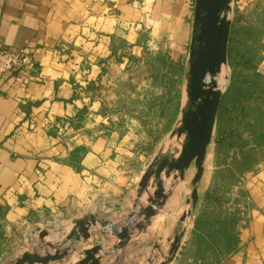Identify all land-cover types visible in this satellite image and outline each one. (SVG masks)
<instances>
[{"label":"crops","instance_id":"crops-1","mask_svg":"<svg viewBox=\"0 0 264 264\" xmlns=\"http://www.w3.org/2000/svg\"><path fill=\"white\" fill-rule=\"evenodd\" d=\"M249 1L264 5V0ZM194 3L0 0V46L30 50L35 64L28 86L22 87L15 74L1 85L0 264H11L28 251L33 228H54L41 245L45 256L50 252L47 244L61 245L57 236L61 229H67L68 235L76 221L90 215L118 225L119 230L125 227L142 176L158 154L155 150L152 157L145 151L144 129L138 121L113 113L115 101L108 91L132 78L126 73L130 56L143 60L141 71L148 52L169 48L177 57L188 53ZM259 71L264 75V60ZM188 172L184 180H174V173L165 181L164 208L149 225L144 218L132 221L146 232H131L124 249L114 253L119 240L97 224L89 231L91 238L78 243L72 257L58 264H77L84 251L100 244L104 252L96 259L101 264L120 261L137 243L153 256L162 217L178 216L170 225L175 236L184 229L180 219L188 210L184 205L189 206ZM155 190L153 178L135 213L148 207ZM234 192L245 193L247 218L237 251L220 264H264V163ZM198 212L170 264H192L191 258L181 262L180 254Z\"/></svg>","mask_w":264,"mask_h":264},{"label":"trees","instance_id":"trees-1","mask_svg":"<svg viewBox=\"0 0 264 264\" xmlns=\"http://www.w3.org/2000/svg\"><path fill=\"white\" fill-rule=\"evenodd\" d=\"M260 5L258 3L257 8ZM262 10L250 24L240 25L238 16L232 23L227 65L231 76L217 116L212 182L199 201L194 229L180 254L181 262L191 258L192 264H220L239 247L247 205L245 193L236 195L234 191L243 184L247 175L264 163V75L259 71L264 60V8ZM122 46L120 41V48ZM149 56L148 52L144 59L147 67L145 78L152 80V84L160 77L164 82L169 74L177 78L167 93L168 98H158V118L166 120L164 128L158 135L152 129L147 130L156 146L157 140L170 133L180 117L182 92L176 84L181 82L185 68L184 64L175 63L162 53ZM128 59L126 73L131 74L139 69L143 60L134 56ZM153 110L150 107L147 112L117 113L123 114V120L125 116L137 120L146 129L151 122L148 120L157 116ZM84 112L77 121L83 118ZM151 149L146 148L145 151L153 154L154 149ZM235 195L236 198L233 197Z\"/></svg>","mask_w":264,"mask_h":264},{"label":"water","instance_id":"water-1","mask_svg":"<svg viewBox=\"0 0 264 264\" xmlns=\"http://www.w3.org/2000/svg\"><path fill=\"white\" fill-rule=\"evenodd\" d=\"M232 3L233 0H195L188 57L189 68L186 75L187 103L181 109L180 124L172 133L178 138L184 137V143L178 155L159 154L153 159L142 176L134 210L127 217L125 227L119 230L118 225L101 221L97 216L90 215L74 223L73 230L62 243L63 248L49 243L46 247L53 250L54 253L48 252L45 256H41L26 252L13 264L62 263L71 258L72 254L77 251L78 243L82 240L86 242L91 238L89 231L92 226L97 224L102 229H109L111 235L119 240L118 245L113 249V252L117 253L128 246L131 240V232L136 229L140 232H146L142 224H132L134 219L144 218V223L149 225L150 220L164 208L168 200L165 181L169 180L174 173H177L173 177L174 180H184L187 172L194 165L197 171L192 181L194 188L191 194V209L183 214L180 222L184 224L192 216L199 203L198 185L203 179L204 164L209 148L213 144L217 116L222 96L226 91V89L223 91L217 89L215 79L228 65V48L232 27L229 13L232 9ZM153 178L156 181V190L153 197H149L147 200L148 207L139 213H135ZM50 230H54V228L37 229L41 244H44L46 238L49 237ZM184 235L185 230L182 228L172 242L169 256L160 264H170L176 258ZM158 248L156 246L155 250ZM103 252L101 244L86 250L82 253L83 259L77 264H101L100 259H96V256ZM148 264H153V262L149 261Z\"/></svg>","mask_w":264,"mask_h":264},{"label":"rangeland","instance_id":"rangeland-1","mask_svg":"<svg viewBox=\"0 0 264 264\" xmlns=\"http://www.w3.org/2000/svg\"><path fill=\"white\" fill-rule=\"evenodd\" d=\"M240 0H235L232 3V9L229 13V18L231 19L232 23L235 21V17L238 16L239 24L240 25H246L250 24L255 19H257L259 13L263 11L262 9L264 6L261 4L259 8H257L258 4L252 3L249 0H241V3L243 5L239 4ZM193 23V22H192ZM162 42V41H160ZM190 51V49H189ZM187 54L176 56L175 50L166 49L164 52H149L150 56L163 53L166 55L170 60L174 61L175 63H182L184 64L185 73L180 83H177L176 86L179 88L182 92V106H184V103L186 101V75L188 73V55ZM147 67L145 65V68L140 71L138 69L137 71L132 72V80H129V82L125 84H121L115 88H112L108 91L109 97L111 99H114L115 102L112 103V110L113 113H117L118 111H121V113L127 114V112L132 111V113H136L137 110L142 111H149L150 107H152L153 113H155L157 116L156 118L149 119L148 121H151L148 123V127L145 129L142 133L143 135V147L150 148L151 150L154 149V152L156 150L157 154H163L166 155L168 153L176 154L178 155L180 153L181 145H183L184 137L178 138L177 135H173V131L176 130L178 125L180 124V117L177 120L173 130L170 133L163 134L161 136V139L157 140L156 146L154 145V138L152 136H149L147 133V130L152 129L156 131V135L160 133V131L164 128L166 120L158 118L159 114V103H160V97L165 96L168 98V91L173 88L174 82L177 80V78H173L172 74L167 75V77L162 82V77L156 82L152 84V80H147L145 77L147 76ZM222 76L226 80V86L223 90L227 89L230 81L231 72L227 67H225L222 70V73L219 75ZM228 79V80H227ZM162 82V83H161ZM222 90V91H223ZM158 99V100H157ZM137 108V109H136ZM158 111V112H157ZM137 121V120H136ZM181 140V141H180ZM182 142V144H181ZM213 149H214V140L212 146L209 148L207 160L204 164V175L203 179L198 185L199 194L202 197L208 187L210 186L212 182V176L214 172V163H213ZM153 157V154L151 155ZM151 161V159H148ZM148 161V162H149ZM148 164V163H146ZM196 167L193 165L188 172V184L186 187V193L187 197L190 201L189 206L184 205V208L191 209V194L192 190L194 188L192 181L196 175ZM189 195V196H188ZM236 198V195L233 196ZM199 204V203H198ZM238 208V207H237ZM246 209V208H245ZM198 207L195 211H193L192 216L186 220L183 227L184 230L187 231L188 227L192 225V221L196 213L198 212ZM176 215V214H175ZM178 216H172L171 218L162 217L161 221H159L157 233L155 234L154 239H157L156 245L159 247L155 250V253L153 256H150V249H146L147 247L145 245H142L140 243L132 244L129 248V251L125 254V256H121L122 258L120 261H114V264H148L149 261H152L153 264H160L164 261L165 258L169 256L170 248L173 242V238L175 236V232H171L170 225L175 222V219H177ZM243 218H245V215H243ZM34 230V231H33ZM67 229H61L58 233V241L64 242L67 238ZM30 235L32 237V242L29 246L28 244V251L29 253L39 254L41 255V242H39V233L37 232V228H33L30 230ZM169 240V242H168ZM171 241V242H170ZM59 246V248H63L62 245ZM53 252V250H50V252ZM54 253V252H53ZM13 264V262L11 263ZM58 264V263H56Z\"/></svg>","mask_w":264,"mask_h":264},{"label":"built area","instance_id":"built-area-1","mask_svg":"<svg viewBox=\"0 0 264 264\" xmlns=\"http://www.w3.org/2000/svg\"><path fill=\"white\" fill-rule=\"evenodd\" d=\"M239 4L243 5L241 0ZM34 71L35 64L30 50L0 46V91L3 80L14 74L18 76L22 87L28 86L33 82Z\"/></svg>","mask_w":264,"mask_h":264},{"label":"bare ground","instance_id":"bare-ground-1","mask_svg":"<svg viewBox=\"0 0 264 264\" xmlns=\"http://www.w3.org/2000/svg\"><path fill=\"white\" fill-rule=\"evenodd\" d=\"M207 82H209V80H207ZM215 82L217 84V89L220 91H222L226 86V80L222 76L218 75L217 78L215 79ZM185 97H186V101H185L184 105L187 103V94L185 95ZM181 144H182V142H181ZM181 148H182V145H181ZM181 148H180V150H181Z\"/></svg>","mask_w":264,"mask_h":264}]
</instances>
